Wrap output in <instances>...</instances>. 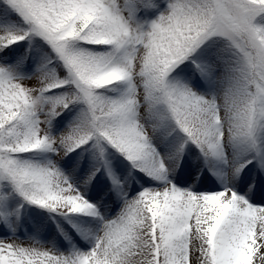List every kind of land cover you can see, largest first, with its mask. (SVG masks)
I'll return each mask as SVG.
<instances>
[{"label": "snow or ice", "instance_id": "snow-or-ice-1", "mask_svg": "<svg viewBox=\"0 0 264 264\" xmlns=\"http://www.w3.org/2000/svg\"><path fill=\"white\" fill-rule=\"evenodd\" d=\"M0 264H264V0H0Z\"/></svg>", "mask_w": 264, "mask_h": 264}]
</instances>
